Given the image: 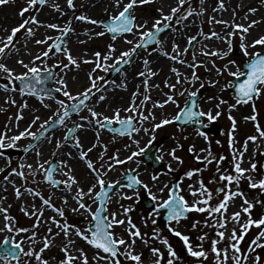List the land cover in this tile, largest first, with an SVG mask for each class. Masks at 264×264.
I'll return each instance as SVG.
<instances>
[{
  "label": "snow or ice",
  "instance_id": "6c2138e0",
  "mask_svg": "<svg viewBox=\"0 0 264 264\" xmlns=\"http://www.w3.org/2000/svg\"><path fill=\"white\" fill-rule=\"evenodd\" d=\"M149 2L150 0H127L125 3L124 0H113L117 11L108 19H93L83 14L75 17L77 20H87L94 25L98 24L103 27L104 31L96 32L94 35L103 36L106 33H110L112 34V41H115L119 36L123 37L127 44L132 45V47L119 51L117 54L115 43H109L106 52L95 51L92 53L90 59H84V63H92L94 67L88 74L89 84L75 93L69 88L68 81L64 76L54 72L57 68L68 69L70 65H74L77 68L80 66L81 61L72 55L71 50L66 47V40L64 39L73 30L70 22L68 25L47 23L39 20L35 14L25 17V13H28L30 10L38 12L40 9L37 6L45 5L48 3V0H26V6L22 7L19 12V15L23 18L22 21L17 26L12 27L8 35L0 36V72L4 74V78L9 82L0 84V88H3L5 91H19L21 95H35L45 108H50V105L45 102L47 99L55 100L58 105L47 118L34 114L26 127L13 132L12 135L8 133L12 132L13 127L19 129V121L24 118L22 109L28 107L27 101L20 105L18 113L15 114V124H12L13 117H9L8 124L5 125L3 130H0V157H4L6 160L5 166L0 167V172H4L5 168L11 163V157L4 150L23 147L25 152L34 151L37 157L35 163H21L18 168H11V173L21 177L25 181V184H27L29 175L36 176L40 174L43 180L51 186L59 188L63 185L66 192L77 202V207L71 208V211L81 213V210H83L81 215L86 218L90 217L83 226L72 223L68 220L64 207H58L52 203L50 196L45 197L37 188L26 187L25 191L27 193L33 197L40 198L42 205H47L57 215L43 220L44 208H37L36 204L33 203L31 208L34 211H29L28 207H22V210L26 216L35 217L34 223L28 226H20L16 222V217L9 213L11 206H4L6 197L0 198V216L3 217L0 220V225H2L0 226V232L9 233V235L0 240V260L3 261V264H50V262L51 264H89L87 252L83 247L75 246V241L72 239L73 236L82 238L88 245L97 249L95 255L92 257L94 264H102V262L103 264H127L128 261H131L132 264H176V261L180 259L178 252L167 237L160 235L161 230L154 228L150 237L149 233L142 232L141 227L133 221L130 213L135 205L125 206L121 203L117 210L110 211L108 208L113 196L128 200H132L133 196H135L139 199L138 186L145 189L148 196L154 202L147 218H142V224L146 227L149 220H151V223L155 225L157 220L154 217H160L162 213L165 214L169 231L182 239L187 253L191 257L196 258L195 264H205L209 256L212 257L214 264H229V261H231V264H264V209L254 216V210L257 208V205H264V201L255 197L249 198L240 188L241 180H247L249 188H259L261 192H264V174L253 175V173H259L257 161L249 157L250 167H242L244 153L248 150V142L264 140V127L261 126L258 120V112L255 107V99L264 94V35L254 38L249 43H245L250 29L260 21L245 17V19H249L247 24L232 21L230 25L228 21H216L215 17H212V22L224 23L226 27H232L233 31L224 37H221L215 31L208 34L201 33L205 38L216 37L228 43L227 51L223 49L209 50L207 45L201 49L202 55L209 57L216 56L221 59L227 57L232 51V37L239 35L241 40L239 47L242 49L243 55L248 58L243 66L237 64L236 60H228L222 66L217 65L214 60H199L197 59L196 52L192 53V59L189 61L183 58L184 54L188 51L187 47L181 49L179 44L173 42L172 50L168 51L163 47L160 35L166 29L173 27V21L179 25L187 20L188 17L202 14L206 10L202 6L204 0H200L201 7L199 9L189 4L188 0H174V6H170V11L165 12L163 7L158 9L160 15L152 22L151 27H148V20L138 21L134 12L137 5H144ZM261 2L264 3V0H261ZM7 3H9V0H0V5H6ZM66 3L69 8H76L74 0H66ZM52 7L61 10L60 5L57 3H53ZM218 7L220 9L226 8L225 0H218ZM248 11L255 13L257 9L252 7ZM31 25H36L37 29L39 27H46L59 30V35L55 39L47 36L45 39L35 40L36 44H47V48L42 49L28 63H25L23 59L17 60L16 63L25 69L23 72H17L9 66L8 61L14 53L19 52L15 43L18 32L23 29L28 37L35 35L37 29H34ZM184 27H187V25H184ZM175 30L180 31V29ZM236 30L239 31L237 32ZM128 35H132L138 39H128ZM196 40V36H189L188 45L192 46ZM48 41H52V43L49 44ZM26 44L27 40H25ZM151 45L158 46L164 56L191 68V75L182 73L178 68L173 67L171 70L176 76V82L169 83L167 80L165 81V84L170 89V93L166 94L167 98L163 100L157 99L152 104L151 109L145 110L147 101L152 99L150 95L151 88L159 87V85L149 86L148 81L151 76L156 75V72L149 67V59L143 57L145 71L137 73L140 77H146L142 81L145 87V94H143L140 102L137 103V99L141 97L140 89L137 87L127 107L115 109L111 116L106 115L104 111H97V105L107 99V89L103 88V84L107 83V81L103 76L96 74L97 70L120 72L122 70L120 66L131 64L133 57L139 54L138 50L143 49L148 52L157 50L150 47ZM249 48L256 50L250 52ZM57 53H62L66 56L69 64H65L62 60H55L49 66L47 59L50 57V54L55 57ZM109 61H112V63H109ZM209 62L216 68L218 76L228 72L234 78L232 81L225 83L220 91L223 92L227 88H232L235 95V103L228 104V101L223 96H208V101L216 100L217 103L214 108L209 107L205 111L201 103L203 96L200 92V89H203L205 84L201 82L199 83V87H196L197 82L201 81V76L198 74L197 69L201 66L207 69ZM229 65L235 66L236 70L232 71ZM17 81L21 82L19 89L16 87ZM49 81L53 82V87L51 88L47 87ZM112 83H115V81H112ZM218 83L219 80L215 79L208 81V84L213 86ZM185 84L188 87H184ZM178 85H180L179 89H177ZM119 86L126 89L127 80L122 81ZM56 93H61L66 99H58ZM97 93H100V95L96 98V103L90 106L88 102L96 97ZM185 94H187V98L183 101V106H181L178 97ZM8 100L11 104L17 103L11 97H8ZM249 101H252L253 112L252 115L246 116L244 119L254 122L256 134L247 136L242 149H237L234 146V133L237 129V122L235 117L232 116L231 110L237 108L238 105L247 104ZM168 104L176 105V114H164L157 119L154 110L156 108H164ZM224 104H228V115L232 120L231 129L229 130V144L232 147L233 156L231 170L228 168L221 169L220 164L226 157H217L211 152V141L208 138V133L204 131L206 124L216 121L221 116V106ZM84 109L87 110L89 115H81L79 120L82 122L72 121L73 114H79ZM38 111V109H34V112ZM121 111L128 114L122 116ZM147 121L152 122L149 127L144 126ZM69 122H71V127H69ZM173 122H183L188 126L193 124L198 125L197 134L209 140V148L199 150L200 152H206L207 155H196L195 159L203 161L204 167H207L214 160L217 161L215 171L219 174V181L216 180L215 176L211 179L212 183H219L220 185L215 192L201 177L197 181L199 187H196L195 184L187 185L188 194L192 198L191 201L184 194V188L181 187L183 178H191L195 174L201 173L204 170L203 168L187 170L183 177L171 184L164 183L156 192L152 191L149 183L140 179L136 168L125 170L122 179L127 181V183H123L121 179H108V173L115 170L117 166L133 161L141 155H146L156 140V130ZM89 126L97 128V141L91 147L85 149L78 131ZM34 127H38L39 131H34ZM58 127H63L66 129V132L62 138L56 140L54 148L58 151L70 145L71 148L75 149L79 158L85 161L88 176L91 177L87 181V190L83 187V181L78 179L74 174L75 169L69 163L70 160L75 159L71 151L66 153L67 160L53 162L50 158L41 162L43 157L41 147L45 143L51 144L49 133L54 135L53 130H56ZM105 128L119 135H127L130 138L131 144H125L124 147L130 149L131 145H136V150L131 151L129 155L123 158H121L119 151H117L112 155H108L107 159H105L107 145H103L97 161H93L89 153L99 143V129ZM141 131L149 134L151 137L145 147H140V140L135 138V134ZM29 137L31 141L26 146H21L18 143L21 139ZM217 143L220 142L217 141ZM177 147L182 148L183 145L177 144ZM189 151L195 152V145H191ZM169 154L174 160L183 163L182 158L176 155V148L171 149ZM52 156L55 157V151L52 152ZM155 158L163 160V156L159 154ZM45 165L48 166L45 167ZM167 167L170 171L172 170L171 163ZM25 168L30 171L26 173ZM56 172H60L65 178L58 180L54 175ZM159 176V173L152 174L151 180L156 182L159 180ZM4 178L6 181L9 179L7 175ZM11 183L15 185L14 180ZM124 188L131 189V193L122 191ZM165 189H167L166 193ZM14 191L17 198L23 195L21 186H15ZM221 193L223 194L222 197H220ZM237 197L243 203L238 205V210L229 213L230 205L236 206ZM85 198L90 200L91 203H88ZM214 200L216 202H213ZM63 202L67 204V195L63 197ZM93 204L97 205L95 210L93 209ZM193 211L206 213L207 217L210 218L192 222L191 227L193 229L198 224H202L205 228L214 229V235H210L208 231H202L196 238L198 243H193L189 234L179 231L181 221L186 220L189 213ZM233 223L238 226L239 231L237 226L229 227ZM42 224L54 225L57 231L54 232L52 226H47V234H42L39 232ZM121 225L124 226L123 232H126L127 236L116 231V228ZM254 227L258 231L242 248L245 236ZM61 233L67 244L60 248V251L64 254L63 257L57 259L54 254L50 253V249L54 246L53 238L60 236ZM37 236H40V243L42 244L39 248L35 246L37 244L35 239ZM17 237L20 238L17 239ZM153 239L163 243L167 249V257H165L161 248L150 246ZM137 240L144 246H148L149 256H145L143 251L137 250ZM206 241H210L207 248L204 246ZM25 243L28 244L27 248H25ZM46 250H49V254L47 255ZM22 257H27L28 259L24 260Z\"/></svg>",
  "mask_w": 264,
  "mask_h": 264
},
{
  "label": "rangeland",
  "instance_id": "374dc122",
  "mask_svg": "<svg viewBox=\"0 0 264 264\" xmlns=\"http://www.w3.org/2000/svg\"><path fill=\"white\" fill-rule=\"evenodd\" d=\"M63 1L65 2V7L67 8L66 15L68 14L67 16H70V18L68 17V20L63 25H68V23L70 22V26L73 29L72 31L69 32V36L67 39L71 38L72 36H79L80 34L83 33V30H80V29L76 30V27H74L75 22H71V21L73 19V16H75L76 12L79 11V13L82 14V10H79L82 5V0H74V3L76 4L75 9L69 8L67 6L66 0H63ZM158 1L159 0H151L147 4L137 5L134 9V12L138 18V21L142 22L143 20H148L149 21L148 27H151L152 22L160 15L158 11V9L160 8L158 7ZM209 1L211 2L210 4L202 5L204 9L208 7L209 9H206L200 15H194L192 17H188V18H191L196 23L195 24V35H192V36L197 37L198 43L196 44L195 48L192 51L188 50L184 54L183 58L191 61L192 53L196 52L197 59L199 60H205V61L214 60L216 64L220 66L227 63L228 60H236L237 64H240L242 66L243 63L246 62L248 58L243 55V51L239 47L241 43L239 35H235L232 38V51L229 53L227 57L220 59L216 56L209 57V56H204L201 54L202 46L200 44L202 42L208 41V38H205V36L201 35V33L208 34L216 30V27L212 25L211 18H209L208 14L206 13V11L207 12L209 11V13L215 12L214 9L216 8V5L213 4L215 0H209ZM49 2L50 0L48 1V3ZM254 2L256 5L258 4L257 0H255ZM188 3L197 9L201 7L200 0H188ZM25 6H26V0H9V3H7L6 5H0V24L1 26L2 27H6L7 25L12 26V27L17 26L23 19L19 15L20 9ZM37 7L40 9L38 12H33L32 10H30L28 13H25V17L32 15V14H35L37 15V17H39L41 16L40 12L55 13L50 7V5L47 3L43 6H37ZM105 9H107V11H105ZM116 11L117 9H115L113 0H112L110 5L106 3L104 6H102L101 9L96 11V13L93 16H91V18L99 19L100 16L103 15L104 13H108L110 17L111 15L115 14ZM59 21L60 20L56 19L54 20V23H60ZM186 21L187 20L183 21V23L179 25H177L175 21L172 22L173 27L171 28V30L160 39L163 42V47L165 49H167L168 51L172 50V45H173V42L176 41L175 36L178 32L175 29H179L178 26L185 24ZM235 22L237 23L238 20H236ZM31 26L34 29H37L36 25H31ZM93 26L94 28L92 29H99L100 31H104L103 27L98 24L97 25L93 24ZM231 31H232V27H229V29L226 32L229 33ZM36 32L42 33V36H43L42 39H45L47 36H51L53 37V39H55V37L59 35V30H54V29L46 28V27H39L36 30ZM129 36L130 35H128V37ZM38 37H40V35L35 36L36 39ZM29 38L30 37H28L27 34L22 29L20 32L17 33V39L15 40L16 46L19 49V51L23 50L28 53L30 52L29 53L30 58L28 59V62L31 60V58L38 55L42 49H46L48 46L47 44H34L32 46H27L25 45V40L28 41ZM131 39H138V38L132 36ZM249 42L250 41L245 40V43H249ZM48 43L50 44L52 43V41H48ZM109 43H115L117 47V54L119 53V51H123L127 48L132 47V45L127 44L124 41L123 37L117 38L115 41H112L109 33H106L103 36H97V35L93 36L90 39H86L84 44H79V45H75L71 47L70 50L72 52V55L76 58L78 55L81 57V59L79 60L81 61L79 68H77L74 65H70L68 69L57 68L56 72L62 76L70 75V81L72 82L71 88H72L73 93H75L77 90H82L84 87H86L89 84L88 74L94 67V64L84 63L82 59L85 56H91L92 53L95 51L106 52L107 46ZM68 46L69 44L66 45V47ZM186 47L189 48L188 39L186 41L185 48ZM257 47H260V46H257ZM153 48H156L157 50L151 51V52L145 51L137 55V57L133 60V62L130 65V69L136 66L140 67V70H139L140 72V71H145L143 60H142L143 57H147L150 63L153 62V60L156 59L157 57L163 58L167 62L169 61V65L166 66V68H164V70L161 71L162 74L151 76V78L148 81L150 87L151 85H156V82H160V80L162 79H163L162 83L164 84L165 82L164 77L169 72L168 70L172 69L173 67H183L185 70L189 71L188 75H191V72H192L191 68L186 67L183 64L176 66L175 65L176 61H173L169 57L164 56L158 46H155ZM234 49H238L242 51V56L240 58L234 56L233 54ZM227 50H228V43L226 42L225 51ZM255 50L256 49L249 48L250 52L255 51ZM14 55H16V53ZM55 60H62L65 64H69L67 57L64 56L62 53H57L55 57L51 56L50 54V57L47 59V64L51 65L52 63L55 62ZM149 67H150V64H149ZM229 67L231 68L232 71L236 70L235 66L229 65ZM17 69L20 70L19 72L25 71V69L19 64L17 65ZM110 71L105 72L103 70H97L96 74L103 76L105 80L107 81V83H109L107 80V75ZM197 72L201 76V81L197 82L196 86L199 87V83L201 82L205 84V87L203 89H200V92L203 96L201 103L205 111H207L209 107L214 108L215 104L217 103L216 100L208 101L207 100L208 96H218V95L223 96V98L228 101V104L235 103V100L233 99L231 93L229 92V88L225 89L223 92L220 91V89L225 83L232 81L233 79V77L228 72H225L222 75L218 76L216 72V68L211 62L207 64V69L201 66L200 68L197 69ZM145 78L146 77H140L137 75L135 77L136 79L135 85L133 84L131 90L129 91V93H127L128 96L126 98L128 99H126L125 96L121 95L117 98L116 101L110 100L108 105H111V106L107 110L104 111L105 114L111 116L113 115L115 109L126 107L131 102L132 94L135 92L137 87H139L140 93H141V97L137 99V103H139L140 99H142L143 97V94H145V87H144V84L142 83V81ZM214 79L219 80V83L214 86L209 85L208 81L214 80ZM66 80L69 82L68 79ZM17 82H16V87H17ZM173 82L174 83L176 82V79L174 77H173ZM107 83L103 84V86H105ZM184 87H188V85L185 84ZM179 88H180V85L177 86V89ZM17 89L19 88L17 87ZM168 93H170V89L168 87L161 88L160 85L159 87H152L150 91V95L152 99L147 101L145 110L151 109L152 104L157 99H161V100L166 99L167 98L166 94ZM56 96L58 99H60L61 93H57ZM8 97L15 99L18 103V106H16L15 104H11V102L8 100ZM8 97L5 98V100H3V102H1L0 104V130H3L5 128V125L8 124L9 117H13L12 124L16 123L14 116L15 114L18 113V110L20 109V105H22L25 101H27L28 108L31 111V117L30 116L28 117V121L31 120L34 114L41 115V113H45L46 116H48L51 114V112L54 109L58 107L57 103L48 102V101H45V102L47 104H51L50 108H45L43 105L42 107H40L39 105L40 100L38 97H29L27 95H21L19 91H11ZM124 98L125 100H123ZM186 98H187V94H185L184 96L178 97V99L180 100L181 106H183V101ZM228 104H224L221 106L222 114L216 121H213L207 124L209 128H213V129L216 128V130L214 132L208 131L207 133H208V138L211 141V152L217 157L219 156L226 157V159L220 164L221 169L228 168L229 170H231V162L233 160V156H232V147L229 144V130L231 129L232 120L229 118V115H228V112H229ZM34 105L38 108L39 110L38 112H34V110L32 109ZM255 107L258 112V120L260 121L261 126L264 127V94H261L255 100ZM24 109L25 108H23L22 110ZM3 111H6V113ZM154 111L156 113L157 119H159L162 114L163 115L164 114L175 115L177 111V107L174 104H168V105H165L164 108H156ZM252 112H253L252 102L248 104L238 105L237 108L231 110V114L233 117H235L236 122H237V129L234 133V136H235L234 146L237 149H242V145L247 136L256 134L254 122L251 120L244 119V117L252 115ZM122 114L125 115L123 111H121V115ZM81 115L87 116L89 115V113L85 109L83 112L79 114L78 118H76L74 121L82 122L79 120V117ZM145 123L149 124L150 121H147ZM149 125H151V123ZM69 127H71V122H69ZM89 127L93 131V139H92L94 140L93 143H96L97 128H94L91 126ZM33 130L39 131V128L34 127ZM65 132H66V129L63 128L62 130L55 132L54 135L53 134L49 135L50 139H52L53 136L55 137L54 146L56 144V140L58 138H62ZM197 132L198 130L193 127H187L184 129L178 128L174 122L172 124L163 126L161 129L156 130V140L153 142V144L158 145L159 147L158 154L163 156V160H161L163 162V168L162 170L155 171L151 169L150 167H146L145 172L142 174V177H143L142 180H144L146 183H149V185L152 188V191L156 192L157 189L159 187H162L164 183L171 184L177 181L179 178L183 177L184 173L187 170L192 169V168H203L204 170L201 173L195 174L191 178H188V177L183 178V183L181 187L184 188V194L190 201L192 198L188 194L187 185L195 184L196 187H199V184L197 183V181L201 177L204 179V182L208 184L210 188L213 189L214 192L220 186L219 183L211 182V179L213 176H215L216 180L219 181V174L216 173L215 171L217 167V161L214 160L211 164L207 165V167H204L203 161H197L195 159L196 155H201V156L207 155L206 152H200L199 151L200 149L209 148V140H206L205 137L202 135H198ZM140 133L142 134V140H140V147H145L151 137L149 134L146 135L142 131ZM111 138L115 140L114 144L110 143ZM30 141H31V138L28 139V141L20 140L18 143L21 146H26ZM167 141L171 142L170 146H165V143H167ZM217 141H219L220 143H217ZM93 143L91 141V146ZM125 144H131L129 137L118 138L117 136H114L111 133H108L106 131H103L102 129H99V143H97V146L93 148L92 152L89 153V156L91 157L93 161H97L98 156H100L101 154L103 145H107V153L105 155V159H107L108 155H112L117 151H119L121 155L123 152L128 150L124 147ZM177 144H181L183 145V147L182 148L177 147ZM191 145H195V148H196L195 152L189 151V148ZM173 148H176V155L182 158L183 163H179L178 161L174 160L172 156L169 154L171 149ZM4 151H6L7 155L11 157V163L10 165H8V167L5 168L4 172H0V198L6 197V199L4 200V206H9V205L11 206L9 208V213L12 216L16 217V222L18 223V225L28 226L34 223L35 221V217L26 216L24 211L22 210V207H28L29 211H34V209L31 208L32 203L30 202V200H33L34 202H36L37 208L43 207L44 210L49 211L52 216L57 215V213H55L47 205H42V201L40 198L33 197L32 195L27 193L25 191L26 187L37 188L40 192L44 194L45 197L50 196L52 199V203H54L58 207L60 206L64 207L66 216L70 222L77 223L81 226L86 224L87 219H90V217L86 218L85 216L81 215L83 210H81V213H74L71 211V208H67L64 206L63 201L58 200L57 198H52V195H51L52 193L58 194L59 192L58 190L53 189L51 185L47 184L43 180L42 175L40 174L36 176L29 175L27 178V184H25V181L21 177H19L18 175L14 173H11V168H18L19 166L18 162L23 157H31L30 160L33 161L32 163H35L37 157L35 156V159L33 158V155H32L33 151L29 152L27 155L23 153V147L8 148ZM53 151H55V157H53L51 153L47 159L51 158L52 160L60 161L63 158V156L66 155V153L69 151H71L73 154H76L75 149L71 148L70 145L63 147L58 151H56L55 148H53L52 152ZM249 157H252L253 160L257 161V168L259 170V173H253V175L264 174L263 168H262L263 162H264V140H257L256 142H252V141L248 142V150L244 153V160H243V165L245 167L247 166L250 167ZM77 160H79L81 163L83 162V164L86 165L85 161H82V159L77 158ZM0 163L2 164V167L5 166L6 160L4 157H0ZM132 163L134 164L135 168H138L137 165H139V167L140 166L144 167L145 165L143 162V155L137 157L135 160L132 161ZM169 163L172 164L171 171L167 167ZM47 166L48 165H45V167ZM127 167H128L127 165L117 166L115 170L110 171L108 173V179L110 180L121 179L122 180L123 174L125 170L127 169ZM86 169L87 168H85V170ZM29 171H30L29 169L25 170L26 173H28ZM155 173H159L160 176H159L158 181L153 182L151 180V175ZM74 174L77 176V178H80L79 173L74 172ZM6 175L9 177L7 181L4 178ZM245 175H247V173H245ZM13 180L15 181V185L11 183V181ZM15 186H21V192L23 193V195L19 198H17L15 195V191H14ZM87 187L88 185L85 187V190H87ZM240 188L245 192L247 196H249V198L255 197L259 200L264 201V192H261L259 188H256V189L249 188L247 180H241ZM61 189L65 190L63 185H61ZM122 191L131 193L132 190L122 189ZM166 192H167V189H165V193ZM139 193H140L139 199H137L135 196H133L132 200L115 199L113 202H111L108 205L109 210L110 211L117 210L121 203L124 204L125 206L135 205L130 215L133 221L141 227L142 232L149 233V236L151 237L152 230L154 228H159L161 230L160 235L167 237L169 242L178 252L180 259L176 261V264H195L196 258L191 257L187 253L186 246L184 245L182 239L180 237H177L174 233L170 232L166 223L159 222V219L161 218L162 215L160 217H154V219L157 220V223L155 225L151 223V220H149V223L146 227L142 224V218H147L148 213L151 210V209H146L144 207V202L148 199L151 200V198L148 196L147 191L143 188L139 190ZM157 194L159 195V193ZM222 196L223 194L221 193L220 197ZM69 198L71 199V203L74 204L73 208L77 207V202L72 198L71 195L69 196ZM85 199L87 200L88 203H91L90 200H88L87 198ZM236 199L239 200L241 203H243V201L239 197H237ZM213 202H216V201L214 200ZM92 206L94 210L97 207L96 204H93ZM262 209H264V205H257V208L254 210V216ZM57 218L59 217L57 216ZM2 219L3 217L0 216V220ZM204 219H210V218L207 217L206 213H200V212L193 211L191 212L190 216L186 220L181 221V224L179 226V231H181L184 234H189L192 239V242L198 243L196 238L198 235L201 234L202 231H208L210 235H214V229L205 228L203 227L202 224H198L195 229L191 227L192 222L202 221ZM47 226H52L53 230H57L54 225H47ZM229 227L231 228V226ZM123 229H124L123 225H121L116 228V231L121 232L125 236H127V233L123 232ZM257 231L258 229H256L255 227L249 231V233L245 236L244 242H242V248L244 247V245H246L249 242L250 238L254 236ZM2 233H3V236L0 237V240H2L5 236L9 235V233L7 232H2ZM40 233L47 234L46 228L44 229L43 232H40ZM19 238L20 237H17V239ZM54 238H53L54 246L51 247L50 253L54 254L57 259H60L64 255L60 251V248L65 246L66 242L64 240H59L60 238L58 239L57 238L54 239ZM35 239L37 241L36 247L39 248L41 244L40 236H37ZM72 239L75 241V245H77V247H83L85 249V251L87 252L89 256V264H94L92 257L95 255L97 249L88 245L82 238L73 236ZM209 244H210V241H206L204 243L205 248H207ZM150 246L161 248V250L165 254V257H167L168 255L167 249L161 241L153 239ZM27 247H28V244L25 243V248ZM137 250L143 251L145 256H149L148 246H144L143 244H141L139 240H137ZM46 253L49 254V250H46ZM101 254L103 255V253ZM22 258L24 260L28 259L27 257H22ZM0 264H3L2 260H0ZM127 264H132V262L128 261ZM205 264H214V261L212 260L211 256H209V259L205 261ZM229 264H231V261H229Z\"/></svg>",
  "mask_w": 264,
  "mask_h": 264
},
{
  "label": "bare ground",
  "instance_id": "6f19581e",
  "mask_svg": "<svg viewBox=\"0 0 264 264\" xmlns=\"http://www.w3.org/2000/svg\"><path fill=\"white\" fill-rule=\"evenodd\" d=\"M151 1V0H150ZM255 0H225V4H226V8L224 9H220L218 7V1L215 0L213 4L216 5L215 8V12L213 13H209V11L206 13L208 14L209 18L215 17L216 21H228L229 24L231 25L232 21H236L238 20L237 23H245L247 24L249 22V19H255L260 21L257 25H254L251 29L249 34L247 35L246 40L248 41H252L254 38H258L261 35H264V3L261 2V0H257L258 4L256 5ZM112 2V0H82V5L80 7L79 10H82V14L86 15V16H93L96 11H98L99 9L102 8V6H104L106 3L108 5H110V3ZM125 3L127 2V0L124 1ZM53 3H57L60 5V9L62 10H57L55 8L52 7ZM211 2L209 0H204L203 4H210ZM50 5V7L52 8V10L55 13H44V12H40V15L38 17L39 20L41 21H45L47 23H54V20L58 19L60 20L58 24H64L67 20L68 17L70 18V16L66 15V10L67 8L65 7V2L63 0H50L49 3H47ZM123 6V5H122ZM121 6V7H122ZM170 6H174V0H159L158 1V7H163L165 12L170 11ZM256 8L257 11L255 13H250L248 11L249 8ZM206 9H209L206 8ZM81 15L78 12H76L75 16H73V19L71 22H75V26L76 30L80 29L83 30V33L80 34L79 36H72L71 38L66 40V45L69 44V46L67 47L68 49H71L72 46L75 45H79V44H84L86 39H90L94 35V33L96 32H101L99 29H92L94 28L93 24L90 23L87 20H77L75 17ZM245 17H248L249 19H245ZM212 22V21H211ZM2 23V21H1ZM195 21H193L191 18H188L186 23L178 26L180 31L177 32L176 36H175V43L180 45L181 49L185 48L186 45V41L188 39L189 36L195 35ZM184 25H187V27H184ZM212 25L216 27V30H214L215 32L219 33V35L221 37H224L225 35H227L228 33L226 32L229 27H226L224 23H216V22H212ZM12 26H6V27H2L0 24V36H6L10 33ZM5 29H7V31H5ZM221 29V30H219ZM233 31V28H232ZM238 31V30H236ZM36 35H40V37H38L37 39H41L42 40V33H38L36 32L34 36H31L29 38V40L27 41V46H32L35 43V40H37L35 38ZM132 36H129L128 39H131ZM233 38V37H232ZM225 40L222 39H217L216 37H208V41L207 42H202L200 45L202 46V48L207 45L209 50L212 49H223L225 50ZM30 53V52H29ZM29 53L25 52V51H19L18 53H16V55L13 54L12 58L8 61V64L10 67L14 68L17 72H19L20 70L17 69V63L16 61L19 59H23L25 61V63L28 62L29 57ZM39 53V52H38ZM28 57V58H27ZM90 59L91 56H85L82 60L84 61V59ZM32 59V58H31ZM77 59L80 60L81 57L78 55ZM221 59V58H220ZM109 63H112V61H109ZM49 65V64H48ZM169 65V61L167 62L166 60H164L163 58H156L153 60V62L150 63V67L151 69H153L157 74H162L161 71L164 70V68H166V66ZM176 66L180 65V63H175ZM174 65V66H175ZM50 66V65H49ZM178 68L182 73H187L189 74V71L185 70L183 67H175ZM140 67H133L132 69H128L127 71H125L122 75H120L116 80L115 83H109L108 85L103 86V88L107 89V99L103 102H101L99 105H97V111H105L107 110L111 105H108L109 101H116L117 98L121 95L125 96V98L128 96L127 93H129V91L131 90L133 84L135 85L136 83V79L135 77L137 76V73L139 72ZM169 72L166 74V76L164 77V81H168L169 83H174L173 82V77L176 79L175 74L172 72V70H168ZM65 79H68L69 82V88L72 91V82L70 81V75L64 76ZM127 80V88L123 89L121 88L119 85L122 81ZM163 80V79H162ZM162 80H160V82H156V85H160L161 88H165L167 87V85L162 83ZM3 83H8V81L4 78V74L2 72H0V84ZM38 87H40L38 85ZM198 88V86H196ZM11 90L5 91L3 88H0V104L1 102H3V100H5V98H7L10 94ZM73 92V91H72ZM100 95V93L96 94V97H94L91 101H90V106L96 103V98ZM125 98L123 100H125ZM60 99H66L65 97L62 96ZM128 99V98H126ZM46 101L48 102H53L56 103L55 100L52 99H47ZM16 106H18V103L15 104ZM40 107H42V103L41 101L39 102ZM51 106V104H49ZM129 105V104H128ZM127 105V106H128ZM126 106V107H127ZM32 109H38L35 105L32 107ZM48 110V109H47ZM24 113V118L22 120L19 121V129H16L13 127L12 132H9V135H12L13 132H16L18 130H22L24 127H26L29 123L28 121V117H31V111L28 107H26L24 110H22ZM6 113V111H3ZM48 112V111H47ZM30 115H29V114ZM128 113H125V115H127ZM163 115V114H162ZM161 115V116H162ZM42 118H47L45 113H41ZM122 116H124L122 114ZM75 119H72V121H74ZM150 123H152L150 121ZM149 123V124H150ZM145 123V127H149L150 125ZM143 132V131H142ZM147 135V133H144ZM78 135L81 138V142L84 145V148L87 149L89 147H91V141L92 143L94 142L93 139V131L90 127H87L85 129H81L78 131ZM135 138L142 140V134L138 133L135 134ZM29 138L27 139H21L24 141H28ZM54 141H55V137L53 136V138L51 139V144L45 143L42 145L41 147V151L43 153V157L41 159V162H43V160H46L48 158V156L52 153L53 150V146H54ZM110 143L114 144L115 140L113 138L110 139ZM171 142L167 141V143H165V146H170ZM136 150V145H131V148L126 150L125 152H123L120 156L121 158H123L126 155H129L131 151ZM73 154V153H72ZM33 158L35 159V152H32ZM160 155V154H159ZM73 157H75L74 160H70L69 163H72L73 168L75 169V173H79L80 174V179L81 181H83V187L85 188L88 183L87 181H89L91 179V177L88 176V171L85 170L86 165L83 164V162L81 163L79 160H77V158L79 159V156L76 154H73ZM31 157H23L19 162L18 165H20L21 163H32L33 161L30 160ZM68 157L67 155H64L63 158L61 160H67ZM81 159V158H80ZM37 161V159H36ZM82 161H84L82 159ZM127 165V169L128 168H134V164L132 163V161L127 162L126 164H123L121 166ZM0 167H2V164L0 163ZM242 167H245L242 164ZM245 168H248L245 167ZM24 170H27V168H25ZM57 179H64L65 177L58 172ZM143 177H141L142 179ZM59 193H52V198H57L58 200L63 201V197L65 195L68 196V202L67 204H64L65 207L67 208H73V205L71 203V199L69 198L70 194L66 192V190H60L58 191ZM117 199L119 200L118 196H113L112 197V202ZM30 202L33 204L36 202H34L33 200H30ZM241 204V202L239 200L236 199V206H231L229 207V213L238 210V205ZM37 205V204H36ZM52 216L50 214L49 211L44 210V216L42 217L43 220H46L48 217ZM2 226V225H0ZM232 226H237L234 223ZM47 227V225H41L39 232H43L44 229ZM124 228V226H123ZM238 228V226H237ZM239 229V228H238ZM54 232L57 230H53ZM3 236V233L0 232V237ZM62 237V238H61ZM57 239L60 238L59 240H64L67 244V241L65 240V238L63 237V234H61L60 236L56 237ZM54 238V239H56ZM36 246V245H35ZM40 246H42V244H40ZM77 247V245H75ZM47 255V253H46ZM103 264V263H102Z\"/></svg>",
  "mask_w": 264,
  "mask_h": 264
},
{
  "label": "water",
  "instance_id": "95a60500",
  "mask_svg": "<svg viewBox=\"0 0 264 264\" xmlns=\"http://www.w3.org/2000/svg\"><path fill=\"white\" fill-rule=\"evenodd\" d=\"M163 34V33H162ZM161 34V35H162ZM160 35V36H161ZM126 65H124L123 67H125ZM121 67V69H122V66H120ZM116 73H118V72H116ZM53 82L52 81H49L48 82V84H47V86L49 85V84H52ZM19 86L21 87V82H19ZM231 92L233 93V95H234V91H233V89H231ZM30 96H35V95H30ZM234 97H235V95H234ZM77 114H73V116L75 117ZM177 124L179 125V126H181V127H184V126H186L183 122H177ZM192 126H196V127H198L199 128V126L198 125H192ZM156 157V148L155 147H153L147 154H146V162L148 163V164H150L151 166H153L154 168H159L160 166H161V162L157 159V158H155ZM140 171L141 170H137L136 172L137 173H140ZM135 174V173H134ZM147 206H150V205H147ZM163 219L165 220V221H167V217H166V215H164V217H163Z\"/></svg>",
  "mask_w": 264,
  "mask_h": 264
}]
</instances>
